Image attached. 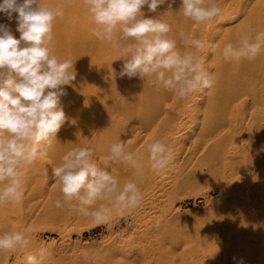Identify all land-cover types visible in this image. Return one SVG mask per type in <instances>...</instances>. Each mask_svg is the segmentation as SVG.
Listing matches in <instances>:
<instances>
[{
	"label": "bare ground",
	"instance_id": "obj_1",
	"mask_svg": "<svg viewBox=\"0 0 264 264\" xmlns=\"http://www.w3.org/2000/svg\"><path fill=\"white\" fill-rule=\"evenodd\" d=\"M43 2L64 10L53 23L52 47L60 60L73 61L76 78L64 86L58 107L66 121L48 155L26 169L23 201L0 208V234L32 228L31 244L12 254L9 264H26L25 257L41 247L52 253L45 264H264V50L255 60L239 62L222 55L225 44L264 31V0H216L223 11L204 24L178 13L180 0L171 7L166 0L155 13L142 8L146 18L172 26L169 38L180 49L181 32L218 45L214 54L209 48L200 53L213 87L183 100L148 78L120 77L124 60H115L118 52L91 34L83 0ZM16 16L10 21L0 12V24L19 39ZM118 139L126 150L143 154L135 180L142 206L123 217L113 214L101 225L67 204L55 207L63 197L52 168L61 157L69 149L89 147L104 166ZM155 140L170 145L174 154L160 173L151 169L146 151ZM110 164L121 186L133 179L135 170L128 165ZM191 195L205 196L204 206L181 211L180 202ZM98 227L100 238L85 237ZM46 231L50 236L43 235ZM5 255L0 253V261Z\"/></svg>",
	"mask_w": 264,
	"mask_h": 264
},
{
	"label": "clouds",
	"instance_id": "obj_2",
	"mask_svg": "<svg viewBox=\"0 0 264 264\" xmlns=\"http://www.w3.org/2000/svg\"><path fill=\"white\" fill-rule=\"evenodd\" d=\"M92 25L91 34L118 52L115 60L124 62L118 75L148 78L149 82L179 99L209 90L214 79L200 53L209 48L214 54L217 44L189 38L181 32L183 49L169 38L172 26L158 17L146 18L142 8L155 13L166 0H83ZM175 0H171V4ZM178 13L196 24L211 22L221 15L216 0H180ZM0 12L11 21L16 13L19 39L7 25L0 24V208L23 201L26 169L48 155L53 140L66 121L60 97L64 86L75 80L73 61L60 60L52 47L53 23L64 16L62 7L51 8L43 0H3ZM119 33V35H117ZM130 41L121 45L120 41ZM264 50V31L241 36L238 44H225V61L255 60ZM114 60V61H115ZM111 66V65H110ZM115 72V70H113ZM104 166L89 147L69 149L58 166L52 168L55 183L63 199L54 206L73 207L78 214L90 217L95 225L107 224L113 214L123 217L142 206L143 196L135 182L143 169L142 153L126 150L118 139L109 148ZM151 169L160 173L174 160L173 148L160 140L146 145ZM119 161L135 170L133 179L122 186L110 162ZM73 201L76 203L73 204ZM99 202V204H98ZM106 202V203H105ZM98 204V206H97ZM32 228L0 234V264H9L12 254L23 251L32 241ZM52 253L41 247L28 254L26 264H45ZM82 255L87 259V251ZM243 264V261H240Z\"/></svg>",
	"mask_w": 264,
	"mask_h": 264
},
{
	"label": "rangeland",
	"instance_id": "obj_3",
	"mask_svg": "<svg viewBox=\"0 0 264 264\" xmlns=\"http://www.w3.org/2000/svg\"><path fill=\"white\" fill-rule=\"evenodd\" d=\"M183 200L184 201L180 202V203H182L181 204V211L188 212V213L193 211V210H195V212H196V208H200V207L204 206V204H205V196H202V195L187 196ZM184 215H186L185 217H188L187 214H184ZM191 215H193V214H189V216H191ZM101 232H103V228L98 227L97 229H94L93 233H91V234L90 233H86L85 237L86 238L89 237L91 241L93 240V238L96 240L97 237L100 238V233ZM43 235L50 236V232L46 231V232L43 233Z\"/></svg>",
	"mask_w": 264,
	"mask_h": 264
}]
</instances>
